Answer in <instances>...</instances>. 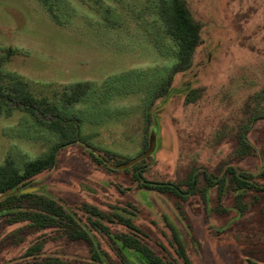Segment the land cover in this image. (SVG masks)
<instances>
[{
  "label": "rangeland",
  "instance_id": "obj_1",
  "mask_svg": "<svg viewBox=\"0 0 264 264\" xmlns=\"http://www.w3.org/2000/svg\"><path fill=\"white\" fill-rule=\"evenodd\" d=\"M157 1L49 0V6L40 0H0V69L27 81L37 97L57 106L67 127L81 124L82 135L92 134L89 145L96 152L109 150L118 162L141 154L154 130L156 149L145 163L149 179L186 189L194 172L203 187V171L221 175L231 164L259 169L257 180L264 184V153L261 159L237 157L240 140L251 142L264 128V0H187L202 42L191 68L174 76L165 96L154 94L174 61L169 54L174 46L156 18ZM78 81L88 85L85 100L68 105L63 92ZM188 88L201 89L195 102L186 101ZM69 110L75 114L67 116ZM52 115L45 117L55 120ZM58 138L25 111L0 114V164L11 156L21 166ZM86 148L83 143L62 148L57 165L39 175L35 186L75 210L89 203L104 211L135 212V223L166 255H175L170 222L195 264H264V191L243 197L242 216L233 192L219 205L214 188L208 202L197 193L179 208L167 194L138 189L130 172L95 166ZM108 225L113 232L127 230ZM96 236L111 258L103 264H112L117 246L106 235ZM38 240H45L39 260L55 256L65 264H93L87 241L5 220L0 264H18L13 259L20 260Z\"/></svg>",
  "mask_w": 264,
  "mask_h": 264
},
{
  "label": "trees",
  "instance_id": "obj_2",
  "mask_svg": "<svg viewBox=\"0 0 264 264\" xmlns=\"http://www.w3.org/2000/svg\"><path fill=\"white\" fill-rule=\"evenodd\" d=\"M40 1L50 6L49 0ZM156 18L166 37L174 46V52L169 53L174 61L154 94L165 96L172 88L174 76L191 68L193 55L202 42L201 26L194 19L187 0H158ZM130 72L129 70L123 75L127 76ZM4 77L11 79L10 82L4 83ZM87 91L88 85L85 82H75L63 92L64 102L68 105L80 103L85 100ZM200 91V88H188L186 101L195 102ZM262 96L264 97V94ZM15 109L25 111L30 116V120L52 130L59 138L44 154L25 159L21 166L11 156H7L0 164V223L2 220L9 224L26 223V226L31 229L58 230L72 240H85L91 245L93 264H103L106 259L110 258V255L100 248L96 233L108 236L118 245V259L112 260V264H192L182 235L170 222L168 226L172 233L175 255H166L164 252L157 251L158 249L148 241V234L135 223L136 213L125 207H112V210L104 211L95 205L84 203L79 210H75L64 205L54 196L48 195L42 188L34 192L18 191L1 197L9 188L22 190L34 187L35 179L42 173L52 170L58 163L61 149L71 144L86 145V153L91 162L95 166L103 167L106 172H118L109 164L122 163L118 162L115 154L109 150L103 153L100 150L96 152L98 150L88 143V138L92 134L82 135L81 124L75 123L74 129L67 127L64 123L66 121L59 117L61 115H58L56 105L50 103L45 97H37L30 89L28 82L17 74L0 69V114H8ZM68 112H66L67 116L75 114L72 110ZM48 113L53 114L52 116L56 119L48 120L45 117ZM145 145L148 146V143L146 142ZM248 152L250 153V150ZM146 160L143 159L124 171L130 172L138 189L167 194L177 202L179 208L193 193L200 194L202 200L207 202L210 188H216L219 205L229 191L235 194L237 192L238 197H244L251 189L263 190V187L254 182L250 175L247 176L245 173L244 178H241L232 166H229L226 171L228 177L226 174L216 176L203 171L206 180L203 187L199 186L200 182L196 174L191 172L185 180L187 188L183 189L181 183L147 178L145 175L148 170ZM194 185L195 191L193 192ZM128 205L135 208L133 203H128ZM238 208L241 213L246 212L245 203L239 205ZM217 211L225 210L217 207ZM108 223H119L125 226L128 232H113ZM23 229L25 228L22 226L20 230ZM44 242L45 240H38L29 245L19 256L20 260L17 257L13 261H17L18 264H65L63 259L55 256L38 259Z\"/></svg>",
  "mask_w": 264,
  "mask_h": 264
},
{
  "label": "flooded vegetation",
  "instance_id": "obj_3",
  "mask_svg": "<svg viewBox=\"0 0 264 264\" xmlns=\"http://www.w3.org/2000/svg\"><path fill=\"white\" fill-rule=\"evenodd\" d=\"M263 99H264V97H263ZM261 129H262V132H260ZM260 146H262L263 149ZM249 150H250V153L248 152ZM262 153H264V128H259L258 129L257 134L253 136L251 142H245V141L240 140L239 147H238V155H237L238 158H240L242 160H244L246 158H250V157H257V158H260L261 159V157H262L261 154ZM229 166L234 167L236 169L237 174L241 178H244L243 176L246 173L247 176L250 175L252 177V180L254 182H256L257 184H259V182L257 180V176H258V173L260 171L259 169H257V170H250V169H247V168L242 167V166H237V165H231V164H229V165H226V167L224 168V171H223V173L221 175H216V176H222L224 174L227 175L226 171H227V169H228ZM207 172L210 175H214V174H212L209 171H207ZM262 176L264 177V173H262ZM226 177H228V175ZM205 184H206V180H205V177H204V185ZM260 185H261V187H263V190H261V191H264V184H260ZM211 189L212 188H210L209 191H208V200H207V202L209 201V196H210V190ZM214 189L216 190V188H214ZM194 191H195V185H194L193 192ZM249 191H257V190L251 189ZM233 194H234V206H236L235 208H237V211H236L237 212V216H242V213L241 212H238L239 211V208L238 207H239V205H242L243 204V201H242L243 197L242 196L241 197L240 196L238 197L236 195L237 192H236V194L233 192ZM192 195H194V193ZM226 195H227V193L224 195V197ZM236 196H237V198H236ZM224 197H223V199H224ZM254 198H256V197L254 196ZM222 200H221V202H222ZM124 232H128V231L126 230ZM115 245L117 246V249H118V245L116 243H115ZM118 251H119V249H118ZM190 259L192 260V264H195V262H196L195 259H193L192 257H190ZM252 264H255V263H252Z\"/></svg>",
  "mask_w": 264,
  "mask_h": 264
},
{
  "label": "water",
  "instance_id": "obj_4",
  "mask_svg": "<svg viewBox=\"0 0 264 264\" xmlns=\"http://www.w3.org/2000/svg\"><path fill=\"white\" fill-rule=\"evenodd\" d=\"M155 149H156V132L154 130H152L151 133H150V136H149L148 146L141 154H139L137 157H135V158H133V159L127 161V162H124V163H121V164H109V166L111 168H114V169H117V170L127 169L129 167H132L133 165H135L139 161L149 158L155 152ZM39 189L40 188L37 187V186L24 188L22 190H13V189L9 188L2 194L1 197H6L8 194L15 193V192H18V191H21V192H34V191H38Z\"/></svg>",
  "mask_w": 264,
  "mask_h": 264
}]
</instances>
